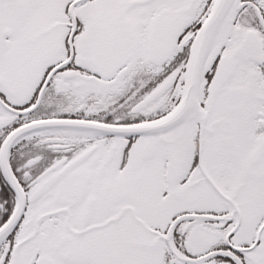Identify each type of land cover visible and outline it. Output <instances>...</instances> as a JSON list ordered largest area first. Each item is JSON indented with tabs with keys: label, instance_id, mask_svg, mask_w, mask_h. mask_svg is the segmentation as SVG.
I'll return each mask as SVG.
<instances>
[{
	"label": "snow or ice",
	"instance_id": "snow-or-ice-1",
	"mask_svg": "<svg viewBox=\"0 0 264 264\" xmlns=\"http://www.w3.org/2000/svg\"><path fill=\"white\" fill-rule=\"evenodd\" d=\"M0 264H264V0H0Z\"/></svg>",
	"mask_w": 264,
	"mask_h": 264
}]
</instances>
